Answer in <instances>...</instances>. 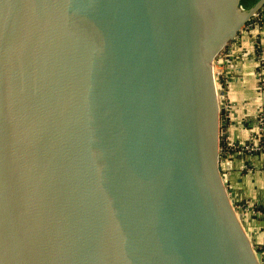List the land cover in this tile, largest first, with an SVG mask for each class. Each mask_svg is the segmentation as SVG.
<instances>
[{"label":"water","instance_id":"water-1","mask_svg":"<svg viewBox=\"0 0 264 264\" xmlns=\"http://www.w3.org/2000/svg\"><path fill=\"white\" fill-rule=\"evenodd\" d=\"M263 8L0 0V264H264L213 72Z\"/></svg>","mask_w":264,"mask_h":264},{"label":"crops","instance_id":"crops-1","mask_svg":"<svg viewBox=\"0 0 264 264\" xmlns=\"http://www.w3.org/2000/svg\"><path fill=\"white\" fill-rule=\"evenodd\" d=\"M250 40L255 44L252 45ZM233 51L236 54L234 63L226 71L225 88L239 116L234 118L229 141L242 145L257 132V109L264 99L256 77L259 55L264 53V23L246 29L229 48V53ZM233 156L224 162V170L231 172L232 195L258 209L249 230L253 233L254 244L264 254V153Z\"/></svg>","mask_w":264,"mask_h":264},{"label":"built area","instance_id":"built-area-1","mask_svg":"<svg viewBox=\"0 0 264 264\" xmlns=\"http://www.w3.org/2000/svg\"><path fill=\"white\" fill-rule=\"evenodd\" d=\"M264 23V8L257 12L252 19L250 20V22L246 25L245 29L249 30V28L255 27L258 24H263ZM246 31V30H245ZM253 44H255V42H253ZM222 56V55H221ZM220 56V57H221ZM229 53L225 52L223 57H225V62L229 63L230 57H229ZM219 57V58H220ZM218 58V60H219ZM217 61V60H216ZM216 61L213 63V72H214V78L216 77L217 79H215L216 81H219L218 83L221 84L222 86V90L221 92L224 91L225 89V85H226V72H222V73H217L215 71V65H216ZM221 77L219 80L218 78ZM256 77H257V83H258V87L261 91V93L264 94V53H260L259 55V59H258V65H257V70H256ZM217 83V82H216ZM224 86V88H223ZM264 96V95H263ZM257 134H255L254 136H252L249 140V142L244 143L242 145H238V144H231L230 147H232V149H227L229 151L230 154H248V153H258V152H262L264 153V99H263V104H261L258 109H257ZM236 210L237 212H243L244 214H246L248 217H252V216H256L258 209H256V207L254 205H251L249 203H240L236 205Z\"/></svg>","mask_w":264,"mask_h":264},{"label":"bare ground","instance_id":"bare-ground-1","mask_svg":"<svg viewBox=\"0 0 264 264\" xmlns=\"http://www.w3.org/2000/svg\"><path fill=\"white\" fill-rule=\"evenodd\" d=\"M249 42H251V44L253 45V42L250 40ZM232 53H234V54H236V52L235 51H233ZM223 55H224V53L222 54V56L219 58V60H217L216 61V65H215V67L216 66H223V65H225V67L227 68L228 67V65L227 64H229V63H227V62H225V57H223ZM226 63V64H225ZM219 74L220 73H222V72H224V71H217ZM221 77H219L218 78V80L220 79ZM215 79H217L216 77H215ZM217 82V90H218V92H219V95H222L221 94V88H222V86H221V84L220 83H218L219 81H216ZM220 97V96H219Z\"/></svg>","mask_w":264,"mask_h":264},{"label":"rangeland","instance_id":"rangeland-1","mask_svg":"<svg viewBox=\"0 0 264 264\" xmlns=\"http://www.w3.org/2000/svg\"><path fill=\"white\" fill-rule=\"evenodd\" d=\"M234 60H231L230 62H229V64H227L228 65V67L226 68L225 67V65H223V66H216L215 67V71H216V73H217V76H218V72L217 71H224V73L227 71V69L230 67V66H232V64L234 63L233 62ZM226 64V63H225ZM221 90H222V88H221ZM222 93V92H221ZM261 104H263V102L261 101L260 102V104H259V106L261 105ZM258 106V107H259ZM234 119V118H233ZM232 129H233V126H230V132H232ZM257 129H258V127H257ZM228 153H229V151H228ZM253 245H254V247H255V249L257 250V251H261V252H263L262 250H260L255 244H254V242H253ZM263 256H264V254H263Z\"/></svg>","mask_w":264,"mask_h":264},{"label":"trees","instance_id":"trees-1","mask_svg":"<svg viewBox=\"0 0 264 264\" xmlns=\"http://www.w3.org/2000/svg\"><path fill=\"white\" fill-rule=\"evenodd\" d=\"M258 2H259V0H243V5L246 8H251V7H254ZM225 148L230 149V150L232 149V147H230L229 145H226ZM235 154H237V153H235ZM241 155H244V154H241Z\"/></svg>","mask_w":264,"mask_h":264}]
</instances>
